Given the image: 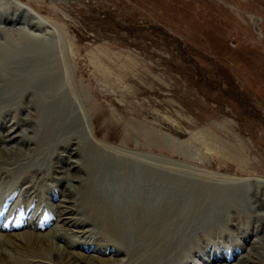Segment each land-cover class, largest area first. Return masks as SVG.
<instances>
[{"label": "rangeland", "instance_id": "374dc122", "mask_svg": "<svg viewBox=\"0 0 264 264\" xmlns=\"http://www.w3.org/2000/svg\"><path fill=\"white\" fill-rule=\"evenodd\" d=\"M0 46L13 264H264V0H0Z\"/></svg>", "mask_w": 264, "mask_h": 264}, {"label": "bare ground", "instance_id": "6f19581e", "mask_svg": "<svg viewBox=\"0 0 264 264\" xmlns=\"http://www.w3.org/2000/svg\"><path fill=\"white\" fill-rule=\"evenodd\" d=\"M2 17H4V16H2ZM29 23H31V24H34L35 25V22H29ZM28 23V24H29ZM14 25V24H13ZM30 25V24H29ZM31 27V26H30ZM25 35H28V36H26V37H28L29 39H32V38H35V36H30V33H28V32H25ZM9 43V42H8ZM11 43V42H10ZM9 43V44H10ZM17 43H19L20 44V46L22 45V43L24 44V42H22V41H20V42H16V44ZM16 44H15V47H16ZM1 47V46H0ZM23 47V46H22ZM22 47H21V49H22ZM4 48V47H3ZM16 48H18V47H16ZM20 48V47H19ZM13 49H14V47H13ZM21 49H19L20 50V52H13V51H11L10 50V48L9 47H5V49L3 50L4 52H5V54L7 55V57H10V59L12 58V60H13V63H22V64H24V65H19L18 66V68H21V67H23L24 68V66H40V59L41 58H43V56L40 54V52H37L36 54H31V51H27V50H21ZM4 58V57H3ZM11 62V61H10ZM4 63H6V61L4 62ZM8 63V62H7ZM13 67H14V65H13ZM17 68V67H16ZM5 69V68H4ZM6 70V69H5ZM8 73H9V71H8ZM9 77V76H8ZM12 78V77H11ZM5 80H6V78H5ZM23 81V80H22ZM8 83V82H7ZM20 88V87H19ZM24 88V87H23ZM25 89V88H24ZM64 106L65 105H58V106H50V107H48L49 108V113H52V112H60V111H62L63 109H64ZM61 109V110H60ZM54 119V118H53ZM11 137V136H10ZM73 144H75V143H73ZM77 145V144H76ZM81 145V144H80ZM106 145V144H105ZM108 145V144H107ZM96 146H98L97 148L99 149V147L100 148H102L103 150L104 149H106V147L104 146V145H102V144H100V143H98V144H96ZM116 148V147H115ZM97 149V150H98ZM11 150V149H10ZM107 150H109V149H107ZM91 151H92V149H91ZM99 151H101L100 149H99ZM113 151V150H112ZM98 152V151H97ZM120 151H118V153H119ZM2 153H5V152H2ZM116 153V152H115ZM117 153V154H118ZM74 154V153H73ZM78 154V153H77ZM84 154H86V152L84 153ZM88 154V153H87ZM114 154V153H113ZM115 156H116V154H114ZM119 156V155H118ZM126 156V155H125ZM128 156V155H127ZM88 157H89V155H88ZM99 157V156H98ZM97 156H96V160H97V162L99 163V165L100 166H102V168L104 169L106 166V164L107 163H105L104 161V159H102V158H98ZM129 157V156H128ZM90 158V157H89ZM119 158V157H118ZM91 159H92V157H91ZM73 166H75V164L73 165ZM107 166H109V165H107ZM72 167V166H71ZM94 168V167H93ZM91 169V168H90ZM99 169V168H98ZM107 169V168H106ZM112 169V168H111ZM78 170H79V168H78ZM126 170V169H125ZM124 169H123V167H121V169H120V165H116V166H114L113 167V172L116 174L117 172L120 174V172L121 173H124V172H126ZM70 171V170H69ZM107 171V170H106ZM105 171V172H106ZM112 172V173H113ZM6 174V173H5ZM95 174V173H94ZM93 174V176H95ZM91 175H92V173H91ZM103 175V174H102ZM111 175V174H110ZM121 175V174H120ZM101 176V175H100ZM107 176V178H108V175H105V177ZM134 176H136V175H134ZM223 176V175H222ZM230 176V175H229ZM87 177V176H86ZM228 177V176H227ZM104 178V177H103ZM107 178H104V180L102 181V184H106V179ZM230 179H236L235 177H229ZM101 179V178H100ZM244 179V178H243ZM242 179V180H243ZM68 180H70V179H68ZM152 180V176H151V178H150V181ZM79 181V180H78ZM116 182L114 183V184H112L111 186H109L108 184V186H106L105 185V187L103 188H97V190H91V192H92V194L93 193H95V194H98L99 195V197L100 198H102V199H109V200H115L116 198L118 199V196H119V186L121 185V183H122V178H118L117 180H115ZM239 181V180H238ZM246 181V180H245ZM231 183H232V181H230ZM84 183V182H83ZM77 187V186H76ZM92 188V187H91ZM90 189V188H89ZM90 192V193H91ZM159 192L160 193H163L161 190H159ZM156 193H158V192H156ZM156 193L154 192V191H152V188H151V190L148 188L147 189V191H146V193H145V200L146 201H148V203H149V205H150V202H151V200L153 201V198L156 196ZM166 193V192H165ZM137 195V194H136ZM96 196V195H95ZM100 198H99V200H100ZM223 198V197H222ZM94 199V198H93ZM193 201H195L196 202V204H198V203H200V200H199V198H196V200H193ZM196 204H195V206H196ZM198 206V205H197ZM146 207H150V206H146ZM147 210V209H146ZM145 211V210H144ZM186 211V210H185ZM194 212H196L195 210H194ZM197 212H198V210H197ZM196 212V213H197ZM190 213H192V212H190ZM185 215V214H184ZM187 215H189V214H187ZM193 215V214H192ZM264 215V214H263ZM196 219V218H195ZM25 234H27V235H24V234H22L24 237H17V236H14V237H12V235H4V236H2V238H0V264H13V260H11V259H9L6 255H7V252L5 251V250H3V249H1L2 247V245L3 244H8L11 248H13L14 250H17V251H19V250H21V248H23V246H35V244L37 245L38 244V240H42V237L41 236H37L36 234H33L32 232L30 233V231L29 232H27V233H25ZM18 235V234H17ZM26 237H28V239H26ZM33 237H34V243L32 244V240H33ZM40 245V244H39ZM6 254V255H5ZM83 256V255H82ZM81 256V257H82ZM99 259V258H98ZM105 261H107L106 259H105ZM28 261H24V263H27Z\"/></svg>", "mask_w": 264, "mask_h": 264}]
</instances>
